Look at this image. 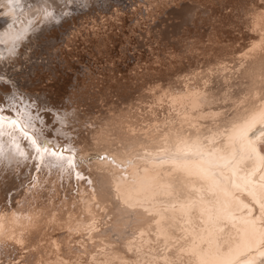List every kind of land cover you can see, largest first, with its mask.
I'll use <instances>...</instances> for the list:
<instances>
[{
	"label": "bare ground",
	"instance_id": "bare-ground-1",
	"mask_svg": "<svg viewBox=\"0 0 264 264\" xmlns=\"http://www.w3.org/2000/svg\"><path fill=\"white\" fill-rule=\"evenodd\" d=\"M260 110L264 0H0V264H264Z\"/></svg>",
	"mask_w": 264,
	"mask_h": 264
},
{
	"label": "snow or ice",
	"instance_id": "snow-or-ice-1",
	"mask_svg": "<svg viewBox=\"0 0 264 264\" xmlns=\"http://www.w3.org/2000/svg\"><path fill=\"white\" fill-rule=\"evenodd\" d=\"M48 16H51V13H47ZM55 19V18H53ZM264 118V110H260L259 112L255 113L253 115V117L249 120L246 121V125H251L253 123H255V121L257 120V118ZM31 145L35 148V151L38 154H41V158H42V154L43 153H48V155L50 157H53L54 160L53 161H49V163L51 164V166L53 167H63L64 166V162H65V157L63 156L62 152H57V151H52L48 146H47V142H43V143H38L36 139H32L31 140ZM255 151V149H253ZM19 155L21 157H24L25 159H28L29 156L28 154H26L25 152L21 151L19 153ZM67 165L69 167H74L73 165V159L71 156L67 157Z\"/></svg>",
	"mask_w": 264,
	"mask_h": 264
},
{
	"label": "rangeland",
	"instance_id": "rangeland-1",
	"mask_svg": "<svg viewBox=\"0 0 264 264\" xmlns=\"http://www.w3.org/2000/svg\"><path fill=\"white\" fill-rule=\"evenodd\" d=\"M120 12H121V11H120ZM122 13L125 14L124 11H122ZM102 15H105V16L108 15V16H109L110 14H109V13H108V14H107V13H103ZM111 17H113V16H111ZM84 24H85V23H84ZM117 24H119V23L117 22ZM72 26H75V25L73 24ZM76 26H77V25H76ZM96 26H97V25H96ZM99 28H100V30H103V29H102L103 27H99ZM81 37H83V36H81ZM64 43H65V42H63V44H62V43L60 42L59 44L61 45V47H63V46L65 45ZM86 44H89V43L87 42V43H85V45H86ZM77 45H79V44H77ZM65 47H66V46H65ZM69 47L71 48V46H67L66 48L70 49ZM82 47H83V46H82ZM75 56H76V55H75ZM75 56L73 55L72 58H74V59L77 58V56H76V57H75ZM72 58H69V59H72ZM133 62H134V61H133ZM133 62H132V63H133ZM97 64H98V65H99V64L102 65V63H97ZM59 65H60V68H61V69H62V68L65 69V67H63V62H62L61 64H59ZM59 65H58V66H59ZM91 66L95 67V66H96V63L91 64ZM99 66H100V65H99ZM107 68H108V66H107ZM124 68H125V66L123 67V71L126 70V69H124ZM61 69L58 70V71H57V70L54 71V74L56 75V73H57V75H58V76L56 75V76H57L56 78H59V76H62L61 73H62V74L64 73V70H63V69L61 70ZM108 69H109V68H108ZM80 70H82L81 72H84L83 69H80ZM84 70H86V68H85ZM96 70H99V69H96ZM96 70L94 71L95 73H94V72H93V73H94L95 76H96V75L99 76V74H97L98 72H96ZM61 71H62V72H61ZM43 72H44V73H43ZM43 72H42V71H40V72L37 71V72H36V73H37L36 76H34V77L36 78L35 80H37V77H40V78L44 77V78H45V76H48V77H46V78H47V80H48L49 78H51V80H48V81L50 82V84H49V82H47V80H46L45 82L43 81L45 84H44L43 82H41V83H38L37 85L40 86V84H44V85H42V87L44 86L45 88L52 89V91H53V90L55 89L54 84L57 85L55 82H53L54 80H52V79H54L55 75H54V77L52 78L53 74L51 75V73H50V75H46V74H49V72H48V71H43ZM59 72H60V73H59ZM69 72H71V71H69ZM38 73H39V74H38ZM40 73H41V74H40ZM58 73H59V74H58ZM43 74H44L45 76H42ZM37 75H38V76H37ZM77 75H78V74H75V76H74V74L69 73L68 76H69L70 78H73V77H74L73 79L75 80V78H76ZM71 76H73V77H71ZM77 77H78V78H80V77H81V78H85V77H88V75H87V76L85 75V76H83V77H82L81 75H80V76L78 75ZM74 80H72V81H74ZM36 82H37V81H36ZM46 83H47L48 85H47ZM53 83H54V84H53ZM71 83H72V82H71ZM73 83H74V82H73ZM52 85H53V86H52ZM49 86H50V87H49ZM52 87H53V88H52ZM11 111H13V110H11ZM1 117H2V116H1ZM2 118H3V117H2ZM15 120H16V119H15ZM51 146L54 148L53 145H51Z\"/></svg>",
	"mask_w": 264,
	"mask_h": 264
},
{
	"label": "water",
	"instance_id": "water-1",
	"mask_svg": "<svg viewBox=\"0 0 264 264\" xmlns=\"http://www.w3.org/2000/svg\"><path fill=\"white\" fill-rule=\"evenodd\" d=\"M51 148H53V147L51 146ZM53 149L54 150H62L61 152H67L64 150V148H62V146H59V147L57 146V147H54Z\"/></svg>",
	"mask_w": 264,
	"mask_h": 264
}]
</instances>
